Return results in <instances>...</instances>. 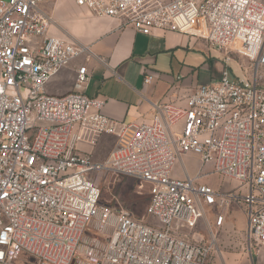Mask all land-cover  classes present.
I'll return each mask as SVG.
<instances>
[{
  "label": "built area",
  "instance_id": "built-area-1",
  "mask_svg": "<svg viewBox=\"0 0 264 264\" xmlns=\"http://www.w3.org/2000/svg\"><path fill=\"white\" fill-rule=\"evenodd\" d=\"M45 1L0 0V264H207L214 238L189 234L216 203H242L250 243L264 245V2L75 0L144 34L204 39L227 62L237 53L254 68L251 78L233 77L228 64L186 105L154 103V118L140 123L108 117L105 100L87 94L90 47L50 34ZM83 55L75 89L48 93L51 79ZM104 135L115 137L106 158L83 149ZM188 153L239 186L221 191L175 177L176 161ZM103 171L147 187L146 217L102 204L91 173Z\"/></svg>",
  "mask_w": 264,
  "mask_h": 264
},
{
  "label": "crops",
  "instance_id": "crops-1",
  "mask_svg": "<svg viewBox=\"0 0 264 264\" xmlns=\"http://www.w3.org/2000/svg\"><path fill=\"white\" fill-rule=\"evenodd\" d=\"M42 7L54 19L50 34L91 50L88 61L83 55L62 69L46 91L61 95L74 90L76 68L86 61L91 73L87 94L104 99L103 113L118 121L149 122L156 113L154 103L186 105L187 95L196 86L219 80L231 62L204 39L162 29L144 34L124 25L122 18L96 15L75 0H47ZM148 75L153 76L150 83L145 81ZM93 148L83 146L88 152ZM183 156L198 161V168L182 173L175 166L173 175H189L199 183L205 164L196 154Z\"/></svg>",
  "mask_w": 264,
  "mask_h": 264
},
{
  "label": "rangeland",
  "instance_id": "rangeland-1",
  "mask_svg": "<svg viewBox=\"0 0 264 264\" xmlns=\"http://www.w3.org/2000/svg\"><path fill=\"white\" fill-rule=\"evenodd\" d=\"M264 2V0H261ZM230 73L233 77H253L254 68L249 60L237 53L232 54ZM258 74L264 76V66ZM264 84V77L261 79ZM179 131V127L175 128ZM115 144V137L104 135L95 148L90 149L97 159L108 156ZM88 148V147H84ZM175 166L179 171H193L199 166L198 161H190L186 157L178 158ZM211 163H206L202 169L199 183H207L221 191H233L239 186L234 179L223 177L213 171ZM102 190V204L127 207L138 217H146V207L149 201L147 187L141 186L132 177L118 176L110 172H92ZM225 216L221 225L217 223V216ZM192 240L210 241L214 238L215 245L207 264H264V245H252L248 236V215L242 203L231 202L229 205H207L205 217L201 219L196 229L190 232Z\"/></svg>",
  "mask_w": 264,
  "mask_h": 264
}]
</instances>
